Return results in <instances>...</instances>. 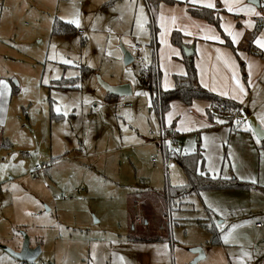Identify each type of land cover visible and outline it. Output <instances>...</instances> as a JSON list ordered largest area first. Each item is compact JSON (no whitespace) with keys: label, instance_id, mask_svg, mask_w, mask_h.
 Returning a JSON list of instances; mask_svg holds the SVG:
<instances>
[{"label":"rangeland","instance_id":"1","mask_svg":"<svg viewBox=\"0 0 264 264\" xmlns=\"http://www.w3.org/2000/svg\"><path fill=\"white\" fill-rule=\"evenodd\" d=\"M110 1L0 0V170L7 167L0 177L17 181L19 174L12 194L31 208L15 222L9 209L1 215L0 264L17 263L4 248H21L24 237L41 252L29 264H191L190 251L199 248L205 258L195 264H264V193L204 191L170 207L160 196L186 177L172 160L165 169L151 141L160 127L138 85L152 59L150 12L144 0ZM56 22L72 31L54 34ZM121 48L132 65L123 64ZM76 77L77 90L54 86ZM101 82L129 84L132 96L106 101ZM196 105L188 109L200 113ZM35 165L41 170L32 173ZM128 208L143 219L134 231ZM127 235L161 243L133 244Z\"/></svg>","mask_w":264,"mask_h":264},{"label":"crops","instance_id":"2","mask_svg":"<svg viewBox=\"0 0 264 264\" xmlns=\"http://www.w3.org/2000/svg\"><path fill=\"white\" fill-rule=\"evenodd\" d=\"M172 1L178 3L176 5L161 3L152 12L154 31H150L152 37L150 41L151 61L156 63L157 70L160 73L161 90H171L174 86L172 77L186 73L185 63H183V59L186 58L182 46L193 47L194 54L191 61L196 70L199 85L221 98L236 102L241 107V111L236 117L240 121L241 127L240 132L231 133L230 125L226 121L225 123L216 122L218 118L215 116L209 120L206 115L209 105L203 101H199L201 107L196 105L200 109V113H194L188 107L185 110L186 106L180 102L171 103L170 110L163 117V125L172 127L174 136L181 147L180 154H193L196 147H200L202 155V171L198 170L200 174L203 173L202 175H207L211 179L228 180L235 178L238 181L253 185L254 187L249 191L264 193V143H261L262 140L257 143L256 138L250 134L251 131L245 130L249 124L245 123L248 117L253 116L261 129L260 118L264 117V48L257 43V41L264 43V25L260 26L254 39H247V35L252 33L257 25L254 19L262 20L261 10L264 9V6H261V0H259L260 7L258 8L249 4L248 1L244 3V0H225L221 3H219V0ZM208 3H212L214 7L210 9L219 14V31L221 33L214 26L191 17L187 13L189 6L193 5L208 9L206 7ZM245 5H248V7ZM249 18L251 24L248 21ZM173 32H180L183 36V43L180 47L171 44L170 37ZM211 36L219 37V39L205 38ZM224 36L227 37L234 51L225 45ZM233 36H235V43L233 42ZM238 83L243 86L244 93L239 91ZM1 96L0 119H4L6 107ZM105 100L112 101L107 96H105ZM179 108L181 111L178 114ZM170 113L171 115H169ZM215 114L218 113L215 112ZM217 116L219 117V115ZM178 117L179 120H177ZM2 171L7 172V167L5 170L2 168L0 172ZM13 176H15V179L17 177L19 179L17 181H7L6 177H0L5 180L4 187L7 191L5 193L0 191V218L1 215L6 216L5 209L7 208L10 210V222H15V218L17 220L23 214H28L31 209L28 199H17L15 195L18 193L12 194L11 187L14 186L12 183L20 181L21 177L16 173ZM253 180L255 183L252 182ZM233 194H236V192ZM166 204L169 207L171 205L169 202ZM127 215L131 221L129 231H134L136 226L143 225V219L137 215L136 211H131L128 208ZM146 223L144 222V225L147 227ZM13 226L15 229L11 230L12 233L19 227L17 222L11 225V227ZM254 227L256 230L261 229L258 224H255ZM126 238L128 242L133 244L161 243L158 237L151 239L146 235L141 237L127 235ZM137 238L144 239V241H135ZM14 245L17 248L15 251H19V243ZM11 258L15 260V263L17 262L16 264L20 262L14 257ZM194 258L195 256L192 254L189 260H194Z\"/></svg>","mask_w":264,"mask_h":264},{"label":"trees","instance_id":"3","mask_svg":"<svg viewBox=\"0 0 264 264\" xmlns=\"http://www.w3.org/2000/svg\"><path fill=\"white\" fill-rule=\"evenodd\" d=\"M114 2L111 0L109 3ZM150 12L151 24L150 28L154 31V17L152 16V11L156 10L161 3L167 5H176L177 1L172 0H144ZM187 13L189 16L200 19L207 24H210L219 31L220 18L219 14L213 9H206L198 6H189L187 8ZM262 22V20L260 21ZM264 23H257L255 29L252 33L247 35L248 40H252L258 34L260 26ZM52 31L54 34H69L72 30L68 28L67 24L56 22L53 25ZM221 33V31H219ZM222 35V34H221ZM223 36V35H222ZM225 45L229 46L232 50L234 49L231 44L228 42L226 36L223 37ZM171 44L180 47L183 43V36L180 32H173L170 37ZM234 51V50H233ZM185 63L186 73L184 75L173 76L174 86L171 90H161L160 88V73L157 70L156 63L151 61L141 73L139 78L138 85L144 87L147 91L149 98V109L152 111L155 120L157 121L160 128H163L168 133L174 135L172 127H166L163 125V117L170 110V105L173 102L181 103L186 107H189L195 100L203 101L208 103L209 107L206 110V115L209 120L214 118L215 112L219 116L224 117L225 121L229 123L231 133L240 132L241 123L237 124V114L241 111L239 105L230 100L219 97L218 95L208 92L202 88L198 83V78L196 75V70L193 66V63L190 59H183ZM88 70L84 69L83 74H86ZM79 78H71L70 80H57L55 81L54 86L59 89L71 91L77 90L79 83ZM16 91V88L13 89V92ZM108 99H117L116 97L110 96L106 93ZM57 115H50L51 120H56ZM175 137V136H174ZM264 143V140L261 141ZM165 156L167 160H172L178 168L183 171L186 177V184L182 187H169L166 191L162 192V199L166 203L173 205L176 200L182 199L186 195L199 194L204 191H228V190H237V191H249L254 187L253 185L247 182L238 181L235 178H230L228 180L220 178H209L207 175H202L198 170L202 171V155L200 147L197 146L193 154L184 155L180 152H176L172 149L166 151ZM212 231V230H211ZM213 234H217L215 230L212 231ZM216 236V235H214ZM133 239V238H131ZM144 241V239L137 238L135 241ZM147 240V239H146Z\"/></svg>","mask_w":264,"mask_h":264},{"label":"water","instance_id":"4","mask_svg":"<svg viewBox=\"0 0 264 264\" xmlns=\"http://www.w3.org/2000/svg\"><path fill=\"white\" fill-rule=\"evenodd\" d=\"M249 4L255 6V7H260V2L259 0H247ZM122 52H123V64H125V66H130L132 65V62L134 61V57L125 49L121 48ZM183 49V54L184 57L187 59H190L193 54H194V48L193 47H184L182 46ZM100 86L103 88V90L110 96L113 97H121V98H125V97H131V87L129 84H120L117 86H109L108 84L101 82ZM247 123H249V125H251V127L257 132L259 133V141L264 139V132L261 129L260 125L258 124V122L255 121V119L253 117H248L247 118ZM257 139V138H256ZM4 251L6 253H8L11 257H14L15 259H17L18 261H21L23 263H33L34 261H36L38 259V257L40 256L41 252L39 248H30L29 247V240L24 237L23 238V242L21 245V248L19 251H11L9 249L4 248ZM194 256V260L192 261L191 264H195L196 262H198L201 258H203V251L199 248V249H192L190 251Z\"/></svg>","mask_w":264,"mask_h":264},{"label":"built area","instance_id":"5","mask_svg":"<svg viewBox=\"0 0 264 264\" xmlns=\"http://www.w3.org/2000/svg\"><path fill=\"white\" fill-rule=\"evenodd\" d=\"M261 14H263L262 17V22H260L258 20V18H255L254 21L257 23H264V9L261 10ZM76 34H82L81 31H77ZM134 49H136L137 51V55L139 56V51L142 50L141 46L138 44L134 45ZM257 54H259L258 52H256ZM139 64H141L142 66H144V61L140 58L139 59ZM120 106H122L123 108H131V105L129 103H124L122 102L120 104ZM156 146H158V148L160 149V151L162 152V155L164 156V167L165 169L166 167V162H167V158L165 156V153L167 150L172 149L176 152L181 150L180 144L179 142L176 140V137H174V135H172L171 133H168L166 130H164L163 128H160L159 133L154 136L151 140ZM152 162H155V159L152 157L151 158ZM41 170V168L39 167H35L34 170L32 171V173L35 172H39Z\"/></svg>","mask_w":264,"mask_h":264},{"label":"snow or ice","instance_id":"6","mask_svg":"<svg viewBox=\"0 0 264 264\" xmlns=\"http://www.w3.org/2000/svg\"><path fill=\"white\" fill-rule=\"evenodd\" d=\"M206 7H208V8H213L214 5H213L212 3H208V4L206 5ZM230 10H231V9H230ZM68 22H69V23H73V24H75L77 27L79 26V21H78V20H72V21H68ZM229 34L231 35V33H229ZM205 38H206V39H214V40H218V39H219V37H216V36L205 37ZM233 42L235 43V36H233ZM257 43L259 44L260 47L264 48V43H261L260 41H257ZM177 54H178V53H177ZM65 63H70V61H65ZM44 82L47 83V80H45ZM4 84H5L4 81H0V85H4ZM237 87L239 88V91H240L241 93H244V88H243L242 85H240V84L238 83V84H237ZM57 111H59V109H57ZM169 115H171V113H170ZM235 123L239 124L240 121L237 120V121H235ZM260 124H261V126H262V130H264V117H261V118H260ZM245 130H246V131H251V132L253 133L254 138H257V142H259V135H260V134L257 133V132L251 127V125H249ZM201 174H203V173H201ZM252 182L255 183L254 180H253ZM209 207H211V205H209ZM213 211H216V209H213ZM225 240H227V237H225Z\"/></svg>","mask_w":264,"mask_h":264}]
</instances>
